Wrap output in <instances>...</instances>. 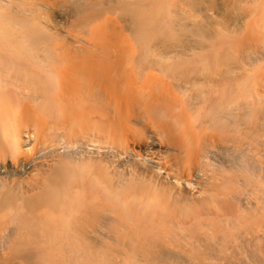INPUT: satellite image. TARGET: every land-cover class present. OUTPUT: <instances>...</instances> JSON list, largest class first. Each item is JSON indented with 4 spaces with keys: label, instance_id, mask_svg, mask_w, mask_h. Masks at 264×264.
I'll use <instances>...</instances> for the list:
<instances>
[{
    "label": "bare ground",
    "instance_id": "1",
    "mask_svg": "<svg viewBox=\"0 0 264 264\" xmlns=\"http://www.w3.org/2000/svg\"><path fill=\"white\" fill-rule=\"evenodd\" d=\"M50 12L0 1V264H84L87 235L192 222L200 230L227 216L234 159L221 61L134 56L137 41L157 32L148 14L122 43L123 57L49 45ZM104 22L87 26L93 39ZM197 73L221 83L209 113L183 84Z\"/></svg>",
    "mask_w": 264,
    "mask_h": 264
},
{
    "label": "rangeland",
    "instance_id": "2",
    "mask_svg": "<svg viewBox=\"0 0 264 264\" xmlns=\"http://www.w3.org/2000/svg\"><path fill=\"white\" fill-rule=\"evenodd\" d=\"M0 1L19 13H27L31 3L53 11L48 13L52 35L51 41L44 40L47 44L69 43L74 50L89 47L102 55L106 50L112 57L126 55L122 43L148 14L157 20V32L137 41L134 56L198 62L218 58L228 70L226 134L234 162L227 177V216L200 230L192 222L171 232L87 235L92 246L84 264H264V0ZM98 17L106 30L93 39L87 26ZM217 82V76L201 73L183 80L197 101L206 99L200 103L206 113L217 102ZM204 123L208 125L206 118Z\"/></svg>",
    "mask_w": 264,
    "mask_h": 264
}]
</instances>
